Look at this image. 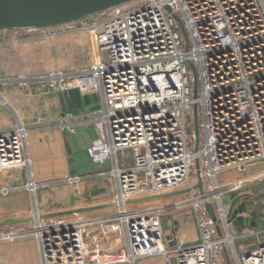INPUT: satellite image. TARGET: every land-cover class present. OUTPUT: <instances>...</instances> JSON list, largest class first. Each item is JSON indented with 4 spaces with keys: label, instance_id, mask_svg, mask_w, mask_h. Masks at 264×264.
Segmentation results:
<instances>
[{
    "label": "built area",
    "instance_id": "2783aa9c",
    "mask_svg": "<svg viewBox=\"0 0 264 264\" xmlns=\"http://www.w3.org/2000/svg\"><path fill=\"white\" fill-rule=\"evenodd\" d=\"M174 14L187 33V47ZM90 17L21 29L44 39L80 30L92 36L91 65L44 78L56 90L100 95V108L90 113L96 136L86 152L93 165H109L107 174H99L113 179V209L43 216L33 205L30 221L0 226V243L33 239L41 264H134L151 256L167 264H220V251L233 247V237L226 224L218 235L204 204L212 205L221 228L223 197L264 181V171L250 169L264 161V0H133ZM0 105H6L1 95ZM71 117L66 113L59 124L70 127ZM29 131L18 118L0 130V171L29 170ZM196 158L202 192L192 190L185 201L153 199L168 202L161 206L128 202L192 187L198 181L197 173L190 178ZM234 172L236 179L221 183ZM167 207L193 214L197 242L169 246ZM236 258L237 264H264V241Z\"/></svg>",
    "mask_w": 264,
    "mask_h": 264
},
{
    "label": "crops",
    "instance_id": "0c3cea01",
    "mask_svg": "<svg viewBox=\"0 0 264 264\" xmlns=\"http://www.w3.org/2000/svg\"><path fill=\"white\" fill-rule=\"evenodd\" d=\"M92 18L87 17L86 21ZM16 37L20 40L13 44ZM91 44L92 36L85 30L58 32L44 39L40 35H28L21 28L0 27V95L6 102L0 105V130L11 128L16 118L25 124L30 130L27 145L31 161L29 170L17 167L0 171V221L29 218L33 205L43 216L71 213L91 216L113 209V179L110 177L109 189L101 181L108 175L99 174L108 171L109 165H93L86 152L96 136L90 113L100 108V95L77 89L56 90L44 78L91 65L94 62ZM68 112L72 114L70 127L59 124V119ZM234 173L222 176L221 183L236 179L238 175ZM74 176L83 178L74 183L65 181ZM28 177L34 184L32 194L26 187ZM39 193L41 201H38ZM237 198L234 195L225 202L222 199L228 216L226 230L233 237L234 250L231 246L226 251L222 248L220 264H237L236 255L253 250L264 241V194L251 192L241 200ZM179 213L182 214L178 221L165 223L170 247L193 244L199 237L193 214ZM224 228H220L223 235ZM4 250L1 264H40V259L38 263L33 259V243L0 249ZM134 264L167 263L162 256H151L137 259Z\"/></svg>",
    "mask_w": 264,
    "mask_h": 264
},
{
    "label": "water",
    "instance_id": "95a60500",
    "mask_svg": "<svg viewBox=\"0 0 264 264\" xmlns=\"http://www.w3.org/2000/svg\"><path fill=\"white\" fill-rule=\"evenodd\" d=\"M133 0H0V27L4 28H27V27H39L47 28L53 26H59L66 23L78 21L85 19L87 17L93 16L100 13L108 8L117 6L120 4H125ZM170 10V8H168ZM177 20L180 30L182 32L183 38L186 42V47L188 45L187 33L183 27L182 22L176 16L173 15ZM190 67L193 70V84H194V95L197 94V79L194 65L190 63ZM193 128L195 135V147L194 151L198 150L200 135L198 126V115L197 108L194 107L193 115ZM196 173L198 176V181L192 187L181 189L179 191H174L170 193H163L160 195L146 196L128 202H145L153 199L167 198L181 194L190 193L192 190L203 191V185L200 178L199 161L195 160ZM204 207L215 223L218 235H221V230L217 221L216 214L210 203H205ZM31 220L29 218H7L0 221V226L15 225L20 223H25ZM224 251L226 249L224 248Z\"/></svg>",
    "mask_w": 264,
    "mask_h": 264
},
{
    "label": "rangeland",
    "instance_id": "374dc122",
    "mask_svg": "<svg viewBox=\"0 0 264 264\" xmlns=\"http://www.w3.org/2000/svg\"><path fill=\"white\" fill-rule=\"evenodd\" d=\"M263 164H264V161L255 164V166H252L250 168V169H252V171L251 170L250 171L251 172L262 171L264 169V167H263L264 165ZM107 172L108 171H105L106 174H107ZM193 175H196V171L195 170L191 172L190 178H192ZM234 175H237V174L234 173ZM105 176H107V175H105ZM101 181L105 182V184L107 185V187L110 189L111 184H112V181H111V178H110L109 175L107 177H105L104 180H101ZM66 191H68V190H66ZM251 192L252 193H255V194H257V193L264 194V181H261V182L255 183V184H251V185L247 186L244 189H241V190L235 191V192H233L231 194H228L229 196L228 195H225L223 197L224 198V202L226 201V199L231 198L234 195H237V197H238L237 200H241L244 197H246V194H250ZM192 196L193 195L188 194V193L187 194L176 195V196H172V201H168V202H178V201H183V200L185 201V200H189L190 198H192ZM226 196H227V198H226ZM38 197H39L38 201H41V193L38 194ZM3 200L5 202V199H3ZM164 202H165L164 200L163 201H157V200L155 201V200H153V201H148L147 203L140 202V203H137L136 205L137 206H140V207H144V206H154V205L161 206ZM168 202H165V203H168ZM167 209L168 210H166V212H165V219H164L165 222L166 223H170V222H172L174 220L175 221H178L179 218H180V216H181V214H182V213H179L181 210L170 209L168 207H167ZM186 211H189V210H186ZM227 222H228V216H227V211H226L225 212V221H224V223H223V221H220L219 223H220V226L221 227L222 226L224 227V224H227ZM165 226H164V228H165ZM23 242L33 243L34 244V258L33 259L38 263L40 257L37 254V248H35L36 243H35V241L33 239L16 240V241H13V242H1L0 243V249L12 247L14 245H18L19 243H23ZM256 246H257V244L255 245V247ZM35 249H36V251H35ZM2 252H5V250L4 251H0V255L4 254Z\"/></svg>",
    "mask_w": 264,
    "mask_h": 264
},
{
    "label": "bare ground",
    "instance_id": "6f19581e",
    "mask_svg": "<svg viewBox=\"0 0 264 264\" xmlns=\"http://www.w3.org/2000/svg\"><path fill=\"white\" fill-rule=\"evenodd\" d=\"M31 218H32V216H31Z\"/></svg>",
    "mask_w": 264,
    "mask_h": 264
}]
</instances>
